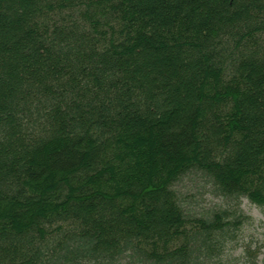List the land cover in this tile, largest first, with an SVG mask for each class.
I'll list each match as a JSON object with an SVG mask.
<instances>
[{"label":"trees","instance_id":"16d2710c","mask_svg":"<svg viewBox=\"0 0 264 264\" xmlns=\"http://www.w3.org/2000/svg\"><path fill=\"white\" fill-rule=\"evenodd\" d=\"M245 198L264 0H0V264H223Z\"/></svg>","mask_w":264,"mask_h":264},{"label":"rangeland","instance_id":"374dc122","mask_svg":"<svg viewBox=\"0 0 264 264\" xmlns=\"http://www.w3.org/2000/svg\"><path fill=\"white\" fill-rule=\"evenodd\" d=\"M179 187L188 194L186 199L191 209L197 212L203 207L222 203L219 196H214L209 190L201 188L195 178L185 179ZM241 203V209L247 215V219L239 225L231 240L226 243L220 263L264 264V206H259L246 198Z\"/></svg>","mask_w":264,"mask_h":264}]
</instances>
